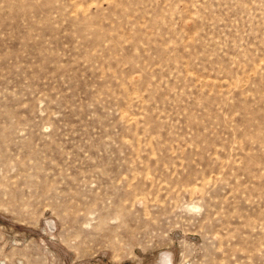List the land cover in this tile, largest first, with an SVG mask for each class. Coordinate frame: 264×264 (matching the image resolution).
Listing matches in <instances>:
<instances>
[{"label": "rangeland", "instance_id": "1", "mask_svg": "<svg viewBox=\"0 0 264 264\" xmlns=\"http://www.w3.org/2000/svg\"><path fill=\"white\" fill-rule=\"evenodd\" d=\"M0 264H264V0H0Z\"/></svg>", "mask_w": 264, "mask_h": 264}]
</instances>
